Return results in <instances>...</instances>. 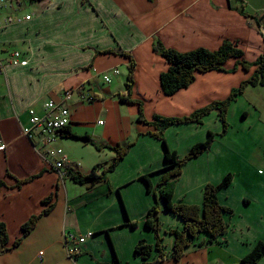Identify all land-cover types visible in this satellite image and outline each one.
<instances>
[{
    "label": "crops",
    "instance_id": "obj_1",
    "mask_svg": "<svg viewBox=\"0 0 264 264\" xmlns=\"http://www.w3.org/2000/svg\"><path fill=\"white\" fill-rule=\"evenodd\" d=\"M249 5L254 13L246 11ZM8 18L12 22L6 23ZM263 35L264 0H16L11 7L0 8V142L6 145L0 150V183H5L0 189V221L9 234L6 248L23 235L22 226L46 208L44 201L55 195L53 209L17 249L5 252L0 239V264H115L117 259L121 264H142L135 253L137 244H156L155 233L144 224L156 199L143 176H149L156 187L168 164L164 144L147 135L154 129L137 121L139 103L148 122L156 116H188L227 99L254 72L233 58L225 66L228 72L197 73L190 87L167 96L160 77L169 65L153 51L154 38L180 52L215 51L229 40L243 50L246 60L254 62L263 52ZM108 50L127 52L135 60L133 103L120 100L127 93L131 61L103 53ZM14 51L22 54L18 65L8 62ZM114 69L120 75L105 84L100 74ZM81 84L98 99L90 103L75 92L68 103L72 121L68 128L90 137L93 144L61 134L50 145H44L38 134L30 140L24 133L30 126L29 111L43 115L45 103ZM229 121L228 134L184 166L173 198L178 204L202 207L206 185L233 174L232 183L219 192L221 205L233 210L224 214L226 233L215 239L198 235L184 256L175 260L171 231H182L185 224L166 211L159 198L166 259L157 262L154 252L152 264H240L264 241V172L258 170L264 166V87L247 88L231 105ZM222 129L213 112L201 124L172 126L165 139L183 158L211 132ZM71 140L90 145L98 156L72 153L67 144ZM131 142L136 145L107 175V183L88 189L67 175L72 167L89 174L97 165H109L100 156L110 151L113 161L116 153L105 146ZM55 148L70 158L64 179L48 153ZM27 179L32 180L18 187V180ZM129 221L138 226H129ZM81 237L86 241L72 258L68 249ZM259 264H264V258Z\"/></svg>",
    "mask_w": 264,
    "mask_h": 264
},
{
    "label": "trees",
    "instance_id": "obj_2",
    "mask_svg": "<svg viewBox=\"0 0 264 264\" xmlns=\"http://www.w3.org/2000/svg\"><path fill=\"white\" fill-rule=\"evenodd\" d=\"M32 1L39 2L43 0ZM246 17L253 20L256 19L254 16L247 14ZM257 26L259 27V25ZM153 51L158 56L162 57L169 65L168 70L162 73L160 77L162 91L167 96H173L178 91L190 87L195 82L197 73H206L210 71L228 72L225 66L227 62L233 58L237 59V63L245 70L250 71L254 68V72L252 76L246 81H243L238 88H234L227 99L215 101L188 116H156L153 122H148L144 115L143 106L139 103L140 114L137 121L154 129L153 132H149L147 135L158 139L164 144L165 160L168 164L156 187H153L149 176H143V180L147 183L149 192H151L156 199L154 206L149 210L144 220L145 227L155 233L156 244L153 246L148 244L146 241H141L137 244L135 253L143 260L142 264H152L149 260L153 256L154 252L158 253L157 262L160 263L166 259V251L163 245V238L161 237V223L159 220V214L161 212V206L158 201L159 198L163 199L165 203V210L180 217L185 224L182 231H171V234L175 236V260H180L184 256L185 250L192 244L193 240L198 235L205 233L215 239L226 233L227 224L224 220V214L232 213L233 210L221 205L219 201V192L232 183L234 179L233 174H227L218 184L206 185L204 189V201L202 207L175 203L173 199L175 185L183 173L184 166L190 160L209 151L218 137H224L228 134L230 127L228 113L231 105L237 100V98L243 95L249 87H264V48L262 54L257 58V60L250 62L244 58L245 54L243 50L240 49L237 44L229 40H225L220 48L215 51H211L206 48H198L189 52H180L173 48H167L158 37H155L153 41ZM103 53L120 54L121 56L130 59L131 64L129 66L126 81L127 93L121 94L120 100L123 103H133L134 101L130 99V92L135 84L134 72L136 69V63L133 56L127 52L115 50H108ZM213 112L218 114L222 123L223 129L221 133L211 132L206 141L195 144L191 151L183 158H181L176 151H172L168 147L165 139V132L169 128L186 123L201 124L203 119ZM60 134L64 137L74 138L93 144L90 137L78 136L74 134L70 128L61 130ZM135 145L136 142L118 145L116 147L105 146L106 148L112 149L116 153L115 159L109 165H97L89 174H82L81 172L74 170L72 167L67 175L76 184L86 186L88 189H92L101 183H107V175L115 171ZM99 171H101V173H99ZM8 175L10 176L9 173ZM32 179L18 180V187H21L23 184ZM4 186L5 183L1 182L0 189ZM54 197L55 195L53 194L44 201L46 208L40 214L32 216L22 226L23 235L9 248H6V245L9 243L7 226L5 223L0 221V239L3 246H5V252L17 249L23 243L25 238L35 230L41 218L50 213L53 209V204H51V202ZM128 225L136 228L138 223L129 221ZM263 258L264 241H260L255 245L253 250L242 259L240 264H259ZM115 264L121 263L117 259Z\"/></svg>",
    "mask_w": 264,
    "mask_h": 264
},
{
    "label": "built area",
    "instance_id": "obj_3",
    "mask_svg": "<svg viewBox=\"0 0 264 264\" xmlns=\"http://www.w3.org/2000/svg\"><path fill=\"white\" fill-rule=\"evenodd\" d=\"M16 0H0V8L11 7L12 3ZM27 20H31V16L26 17ZM12 22V18H8L6 23ZM22 54L19 51H14L10 56L8 62L9 64L18 65L21 62ZM113 75H120L119 69H114L111 72L100 74L102 80L105 84L110 85L113 81ZM75 92L80 93L85 101L93 103L98 97L90 88L86 85L81 84L76 88L66 90L57 100H50L44 104V114L40 115L36 110L31 109L30 113V126L24 128V133L28 136L30 140L34 139V135H40L42 143L44 145H50L56 141L60 136V131L68 128L71 125V113L68 106L69 101H71L72 96ZM103 122H100L102 124ZM6 148V145L0 142V150ZM49 155L55 158L54 167L57 174L61 179H64L66 175L65 167L70 163V158L64 153L62 149H49ZM86 241L85 237L76 239V242L69 247L68 254L70 257L74 258L80 253V246Z\"/></svg>",
    "mask_w": 264,
    "mask_h": 264
},
{
    "label": "rangeland",
    "instance_id": "obj_4",
    "mask_svg": "<svg viewBox=\"0 0 264 264\" xmlns=\"http://www.w3.org/2000/svg\"><path fill=\"white\" fill-rule=\"evenodd\" d=\"M246 11L249 12V13H254V10L252 8V5L250 6H247L246 7ZM124 69H122L123 71ZM231 108V107H230ZM230 110V109H229ZM228 121H229V113H228ZM229 125L231 127V124H230V121H229ZM230 127H229V130H230ZM229 132V131H228ZM67 144L71 147V150H72V153H74L76 150L79 152L77 154L79 155H86L87 157H90V156H95L97 157V151H95L94 148H92L90 145L86 146L85 144L81 143V142H77V141H74V140H71V141H67ZM57 149V148H55ZM90 156H89V155ZM111 155V152L110 151H104V153L100 156V158L102 159V161L104 162H108V163H111L112 161V157H110ZM82 161H79L78 162V167H83V164L81 163ZM258 170H262L264 172V166H260ZM257 170V171H258ZM262 172V173H263Z\"/></svg>",
    "mask_w": 264,
    "mask_h": 264
}]
</instances>
